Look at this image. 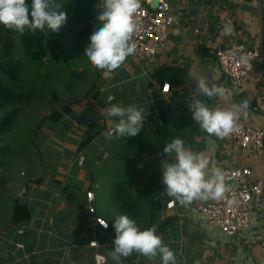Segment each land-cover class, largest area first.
I'll return each mask as SVG.
<instances>
[{"label": "crops", "instance_id": "crops-1", "mask_svg": "<svg viewBox=\"0 0 264 264\" xmlns=\"http://www.w3.org/2000/svg\"><path fill=\"white\" fill-rule=\"evenodd\" d=\"M169 1L175 22L164 47L152 58L131 55L112 72L104 70L99 88L91 91L82 104L79 101L75 106L70 104L71 113L64 118L73 112L77 118L84 117L82 122H75L81 136L90 123L104 125L108 133L115 131L118 118L106 115L113 104H135L145 110V115L167 113L179 120L191 117L190 103L195 100L223 110L248 100L249 107L239 120L264 129V0ZM226 27L231 28L230 33L225 32ZM236 42L260 53L249 79L238 90L221 74L215 57L217 48ZM200 79H207L210 87L223 86L225 95L203 96L198 88ZM165 84L171 85L170 91H163ZM105 138L94 153L89 150L78 153L80 140L74 142L66 168L60 167L64 174L53 178L51 190L38 198L35 210L29 206L33 219L23 230L29 232L35 226V248L30 255L33 264H117L109 255L115 232L98 223L91 211L95 199L87 198L92 179L88 161L93 157L102 165L111 155ZM185 143L192 151L207 156L224 173L244 167L252 171V179L264 181V150H243L231 139L206 133L197 123ZM165 160V163L174 162V154ZM146 163L150 173L162 180L163 157ZM40 173L36 179L42 183ZM77 187L80 189L76 190ZM25 189L27 193V186ZM171 201H175V206L168 209L166 205ZM199 203L200 200H194L182 205L169 197L163 186L154 225L163 242L174 251L176 264H264V197L251 202V223L235 236H227L212 225L198 211ZM119 264L162 262L159 254L150 259L133 252L122 257Z\"/></svg>", "mask_w": 264, "mask_h": 264}, {"label": "trees", "instance_id": "trees-1", "mask_svg": "<svg viewBox=\"0 0 264 264\" xmlns=\"http://www.w3.org/2000/svg\"><path fill=\"white\" fill-rule=\"evenodd\" d=\"M56 2L67 14L66 23L57 32L51 33L48 29L36 32L26 30L21 34L0 25V136L14 131L20 133L22 142L15 146L17 155L26 151L25 146L42 130L44 124L58 122L71 113V106L65 104L61 110H55L50 115L44 114L32 126L22 128L20 117L25 110L24 103L29 101L35 104L39 99L46 98L52 103L64 97L69 98L77 93L85 81L84 69L73 70L69 77L75 82L70 83L66 82L68 77L58 75L63 72L59 73L54 65L65 63L69 52L82 62L84 49L90 43V34L96 26L95 16L102 10L101 0ZM52 69L56 73L55 83L52 81ZM89 77L91 74L87 79ZM195 125L191 117L176 120L167 113L147 114L141 132L135 137L122 135L118 142H111V149L108 147L111 155H108L107 163L99 165L97 159L92 157L87 168L91 171L89 192L94 194L92 209L95 217L105 220L112 230L113 221L120 215L135 220L141 229L153 226L163 185L158 176L150 173L145 160L164 154V145L177 137L185 141ZM104 131V125L90 123L80 139L78 153L86 150ZM8 149L9 146L0 149L3 153L0 167H7L3 160ZM9 180L7 175L0 176V214L10 213L8 220L2 222L1 226L19 229L16 238L23 237L35 243L34 235L23 230L33 219V210L20 200L12 205L7 204L1 195V186ZM32 182L35 185L40 183L39 179Z\"/></svg>", "mask_w": 264, "mask_h": 264}, {"label": "clouds", "instance_id": "clouds-1", "mask_svg": "<svg viewBox=\"0 0 264 264\" xmlns=\"http://www.w3.org/2000/svg\"><path fill=\"white\" fill-rule=\"evenodd\" d=\"M140 7L141 0H103V8L97 13L101 23L93 28L90 43L83 52L97 69L110 73L135 53L136 44L132 38L140 31L136 15ZM66 21L67 14L56 0H0V25L21 34L26 30L45 29L54 33ZM225 32L230 33L231 28L226 27ZM198 88L209 98L225 95L223 86L212 84L210 87L207 79H200ZM170 90L171 85L167 84L166 91ZM248 107V100H242L228 110L211 108L203 101L195 100L190 103V113L203 131L223 139L238 131L237 122ZM106 115L118 118L115 126L118 134L135 137L143 127L145 110L135 104H113ZM163 153L167 156L174 154V162L162 164L161 183L169 197L182 205L194 200H221L224 197L228 190L225 173L203 153L192 151L180 137L164 145ZM99 224L108 227L107 222ZM112 227L115 236L109 255L117 264L122 257H129L133 252L150 259L159 254L162 264H176L174 251L157 234L156 225L141 229L135 220L120 215Z\"/></svg>", "mask_w": 264, "mask_h": 264}, {"label": "rangeland", "instance_id": "rangeland-1", "mask_svg": "<svg viewBox=\"0 0 264 264\" xmlns=\"http://www.w3.org/2000/svg\"><path fill=\"white\" fill-rule=\"evenodd\" d=\"M100 6L103 8V0H101ZM95 17V25L101 23L98 17ZM59 51L60 50H58V52ZM81 60L82 62H79L76 59V56H73L72 52H69L65 63H56L54 65V68H57L58 71H60L59 73L63 72V74L58 75H61L62 78L68 77L66 82L70 83L75 82L74 79L69 77L73 70H85V81L80 86L77 93H74L69 98L64 97L61 98V100L52 103L48 102V98L45 100L39 99L35 104L26 101L24 103L25 110L22 113V118L20 117V124L22 128L32 126L44 114L50 115L55 110H61L65 104L75 106L77 101H79L78 104H82L86 101L84 98L88 97L91 91L99 88L100 75L104 70L97 69L89 58H86L84 55ZM44 69L45 67L43 70ZM54 71L55 70L52 69V81L55 83L56 73ZM90 74L91 77L87 79ZM95 74L96 77L94 76ZM101 79L104 80L103 77H101ZM57 81L58 78L56 79V82ZM75 115L76 112H73L68 118H64L66 116L65 115L58 122L50 121L47 124H44L42 130L38 131L36 136H33L32 141L25 146L27 148L25 149L26 151H21L19 155L16 153L17 148L15 146L22 142L20 133L14 131L11 134L0 136V149L9 146L7 154L3 160L7 163V167H0V176L7 175L10 177L8 183L1 186V195L7 204L12 205L15 201L20 200L35 210L36 204H38V198H40L43 194H48L47 191L51 190L53 178L64 174L60 170V167L66 168L67 160L71 157L72 153L70 146L74 142H79L83 136H81V130H79V127L75 126V122H82L84 117L81 115V117L77 118ZM94 117H96V119L98 118L96 113H94ZM111 133L112 134L110 136L107 135L108 131L100 134L94 140L95 142L93 141L94 144L91 143L93 145L91 146L90 144L86 150H89V152L93 151L94 153V149L98 147L100 143H103V137L108 139L107 141L109 144H111V142H118V139H120L122 135L118 134L116 131L114 132V129ZM31 138L32 135L27 141L29 142ZM170 155L172 156L173 154ZM168 156H166V154H162L157 156V158L163 157V163H165V158ZM2 157L3 153L0 152V160L3 159ZM150 159L152 158H147L145 161ZM38 173H40V176L42 177V183L32 186L31 184L27 185L29 182L31 183L32 180L37 178ZM65 174H69V172ZM26 186L28 188L27 193L25 189ZM79 189L80 188L77 187L76 190ZM9 215L10 213L7 215L0 214V226L3 225L2 222H6L8 220ZM29 224L31 225V223ZM17 230L19 229L12 228L11 226L0 227V264H33L30 255L32 250H34V243L33 241L30 243L29 239L23 237L16 238L15 235ZM29 232H31L35 237L36 231L34 225L31 227V231Z\"/></svg>", "mask_w": 264, "mask_h": 264}, {"label": "built area", "instance_id": "built-area-1", "mask_svg": "<svg viewBox=\"0 0 264 264\" xmlns=\"http://www.w3.org/2000/svg\"><path fill=\"white\" fill-rule=\"evenodd\" d=\"M136 15L140 31L132 38L136 44L134 55L149 59L166 44L170 29L175 22V13L169 0H141V7ZM259 56L258 51L251 50L240 42L215 50L221 74L237 90L241 89L249 79L254 62ZM166 85L163 86V91H166ZM237 125L238 131L223 139L233 140L243 150L251 148L264 150V129L253 128L240 120ZM225 183L228 190L224 197L221 200H200L198 211L223 234L235 236L249 227L250 204L252 201L263 199L264 181L252 179V171L249 168L236 167L225 171ZM87 198L93 200L94 194L87 192ZM229 201L235 202L229 203ZM174 206L175 201L166 205L168 209ZM97 221L106 222L102 219Z\"/></svg>", "mask_w": 264, "mask_h": 264}]
</instances>
